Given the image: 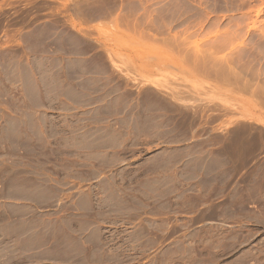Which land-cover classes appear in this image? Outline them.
Returning <instances> with one entry per match:
<instances>
[{
	"label": "crops",
	"instance_id": "0c3cea01",
	"mask_svg": "<svg viewBox=\"0 0 264 264\" xmlns=\"http://www.w3.org/2000/svg\"><path fill=\"white\" fill-rule=\"evenodd\" d=\"M23 67L7 123L11 145L31 156L0 174V264H140L158 255L123 247L188 244L177 240L206 225L235 229L254 212L243 204L236 126L175 144L173 126L163 132L156 111L146 121L144 93L94 45L43 44ZM54 220L67 237H34V224Z\"/></svg>",
	"mask_w": 264,
	"mask_h": 264
},
{
	"label": "rangeland",
	"instance_id": "374dc122",
	"mask_svg": "<svg viewBox=\"0 0 264 264\" xmlns=\"http://www.w3.org/2000/svg\"><path fill=\"white\" fill-rule=\"evenodd\" d=\"M43 44L103 48L144 93L138 109L146 121L160 113L175 144L200 140L214 124L225 133L238 128L243 204L254 212H243L235 229L206 225L177 240L188 244L128 245L127 254L158 255L140 264H264V0H0L2 175L10 174L11 158L18 165L31 156L11 145L7 121L21 104L23 66ZM34 228L39 238L68 232L56 220Z\"/></svg>",
	"mask_w": 264,
	"mask_h": 264
}]
</instances>
